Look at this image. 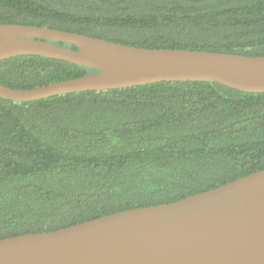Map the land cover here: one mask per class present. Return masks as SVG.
Returning <instances> with one entry per match:
<instances>
[{
	"label": "trees",
	"instance_id": "trees-1",
	"mask_svg": "<svg viewBox=\"0 0 264 264\" xmlns=\"http://www.w3.org/2000/svg\"><path fill=\"white\" fill-rule=\"evenodd\" d=\"M0 23L264 56V0H0ZM93 72L34 55L0 60L12 89ZM263 169L264 92L181 81L0 98V239L173 203Z\"/></svg>",
	"mask_w": 264,
	"mask_h": 264
},
{
	"label": "water",
	"instance_id": "water-1",
	"mask_svg": "<svg viewBox=\"0 0 264 264\" xmlns=\"http://www.w3.org/2000/svg\"><path fill=\"white\" fill-rule=\"evenodd\" d=\"M23 55L63 60L96 72L26 90L0 84V98L21 103L181 81L264 92V56L145 49L0 23V60ZM0 264H264V169L173 203L0 239Z\"/></svg>",
	"mask_w": 264,
	"mask_h": 264
}]
</instances>
